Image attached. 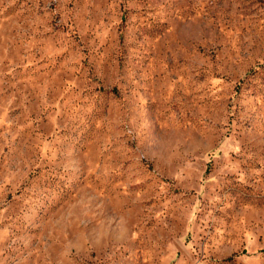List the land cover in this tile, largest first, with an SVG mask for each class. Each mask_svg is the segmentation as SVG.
<instances>
[{"label": "rangeland", "instance_id": "rangeland-1", "mask_svg": "<svg viewBox=\"0 0 264 264\" xmlns=\"http://www.w3.org/2000/svg\"><path fill=\"white\" fill-rule=\"evenodd\" d=\"M0 264H264V0H0Z\"/></svg>", "mask_w": 264, "mask_h": 264}]
</instances>
